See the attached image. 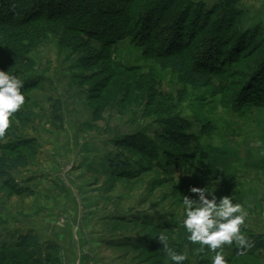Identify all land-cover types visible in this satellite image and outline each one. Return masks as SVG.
<instances>
[{
  "label": "rangeland",
  "instance_id": "obj_1",
  "mask_svg": "<svg viewBox=\"0 0 264 264\" xmlns=\"http://www.w3.org/2000/svg\"><path fill=\"white\" fill-rule=\"evenodd\" d=\"M238 6L243 28L259 29L257 41L262 40L264 0H240ZM62 37L45 32L24 40L32 44L27 53L32 64L24 76L37 83L26 91L22 106L31 119L13 114L7 135L0 138V156L25 141L18 150L30 161L12 172V182L0 180V243L11 245L31 232L39 236L25 208L45 204L35 220L47 227L42 231L46 239L39 236L47 264H65L58 244L62 238L51 236L68 227L81 254L76 264H168L158 237L166 235L170 249L183 242L184 195L199 196L192 187L216 189L217 198L230 196L247 212L242 227L264 235V105L236 101L247 74L257 67V42L248 40L245 51L236 50V59H228L230 46L222 45L223 73L210 86L188 87L131 40L118 42L111 52L94 39L93 53L85 43L76 51L88 36L70 38L71 46ZM258 79L248 86L263 85ZM50 97L63 102V124L53 120ZM170 110L189 119L197 132L205 125L212 128L202 137L208 154L202 162L178 165L161 150L152 156L117 147L118 140L134 134L158 145L160 122ZM120 151L130 160L126 169L112 165ZM144 219L158 228L138 222ZM151 243L158 250L145 245ZM195 249L183 246L187 264H211L216 252L199 244ZM222 250L228 264H264V254L238 256L233 244Z\"/></svg>",
  "mask_w": 264,
  "mask_h": 264
},
{
  "label": "trees",
  "instance_id": "obj_2",
  "mask_svg": "<svg viewBox=\"0 0 264 264\" xmlns=\"http://www.w3.org/2000/svg\"><path fill=\"white\" fill-rule=\"evenodd\" d=\"M239 3L240 0H220L209 7L205 2L195 0H0V70L11 71V74L21 79V91L26 96V91L37 83L24 76V71L32 64L27 57L32 44H26L25 37L33 39L40 33L54 32L62 34V39L67 41L65 45L68 46L73 44L69 42L70 38L74 41L75 36L79 39L88 36L89 42L80 39L82 42L80 41L78 46L76 44V51L85 43L83 45L93 53H96V50L90 42L94 39L111 52L118 42L131 40L142 47L144 54L155 59L163 69H171L182 84L188 87H202L212 85L214 78L223 73L222 62L226 58L223 57L225 52L222 45L230 46L228 59H236V50L245 51L243 46L248 40H252L257 42V67L247 74L244 88L237 95L236 101L249 104L259 101L264 105V84L248 86L257 78L258 82L263 83L261 79H264V37L257 41L259 37L262 38L259 29L243 28L241 20L244 12L239 8ZM195 48L201 49L200 52L194 54ZM201 51L207 53L203 55ZM213 51L216 53L215 57L211 56ZM214 58L217 60L215 63L211 62ZM121 67L134 68L124 65ZM49 100L53 120L57 124H63V102L53 97ZM16 114L28 121L31 119L30 112L23 107ZM160 123L164 129L157 134V138L161 140L158 145L150 139V142L145 141L139 134H134L118 140L117 147L122 151H151L152 156L154 151L157 153L161 150L171 159L174 156L176 160L169 161L178 165L193 160L202 162V159L207 158L202 137L211 131L209 125L203 126L201 131L197 132L189 119L173 113V110H170L168 116ZM23 145L25 141H20L14 151V148H10V153L2 152L0 180L7 179L12 182V172L29 164V156L18 150ZM122 155L120 151L117 162L112 161V165L126 169L130 160H126ZM19 191L23 192L24 189L19 188ZM138 222L149 223L158 228L152 220L144 219ZM182 230L183 242L176 244L172 250L182 252L183 246L186 245L195 251V245L186 239L184 227ZM241 230L245 233L250 247L241 252L234 242L235 254L254 257L264 254V235L248 232L244 227ZM145 245L158 250L155 243ZM54 249L55 252L59 250L58 246H54ZM0 251V264H47L50 261V258L45 256L39 236L32 232L22 234L11 245L0 243ZM168 264H171L169 259ZM184 264H187V259Z\"/></svg>",
  "mask_w": 264,
  "mask_h": 264
},
{
  "label": "clouds",
  "instance_id": "obj_3",
  "mask_svg": "<svg viewBox=\"0 0 264 264\" xmlns=\"http://www.w3.org/2000/svg\"><path fill=\"white\" fill-rule=\"evenodd\" d=\"M22 88L21 79L11 74V71L0 70V138L9 129L13 114L25 104ZM191 191L199 196L198 199H193L184 195L182 201L186 239L192 245L199 244L201 248L207 246L212 252H216L211 258V264H228L222 250L224 245L235 242L241 252L250 247L241 230L246 225L247 212L240 203H234L230 196L217 198L216 189L192 187ZM158 239L171 264H184L186 255L170 249L166 235L161 234Z\"/></svg>",
  "mask_w": 264,
  "mask_h": 264
},
{
  "label": "crops",
  "instance_id": "obj_4",
  "mask_svg": "<svg viewBox=\"0 0 264 264\" xmlns=\"http://www.w3.org/2000/svg\"><path fill=\"white\" fill-rule=\"evenodd\" d=\"M195 1H203V2H211V4H215L216 2H218L219 0H195ZM65 197L66 199H72L68 193H65ZM37 199L40 200V198L37 197ZM43 203V202H42ZM35 205V206H34ZM33 205V208L30 207L28 209V207L25 208V214L24 216L29 219L31 221V223L33 224L32 227H35L37 228V232L39 234V236L41 237V239H46V236L45 234H43V230L44 228H47L45 226V224L42 222V223H39V222H36L35 220V217L37 215L40 214V212L46 207L45 204H44V208H43V204H34ZM63 230V229H62ZM61 230V231H62ZM70 228L68 227L66 230L64 229L62 232L58 231V229H55L56 232H53L55 236H51L52 238H55V240L57 239H61L62 238V242L58 240V244L60 246V249L62 251V248H63V253L65 255V258H66V261H65V264H76V258H77V255H81L80 254V250L79 252H77L76 248H75V245H74V242H72V240L70 239V235L69 233L70 232H66V231H69ZM61 233V234H60ZM61 236V237H60ZM66 236V241H64L63 237ZM69 238V239H67Z\"/></svg>",
  "mask_w": 264,
  "mask_h": 264
}]
</instances>
